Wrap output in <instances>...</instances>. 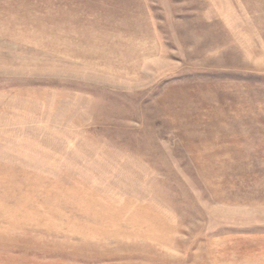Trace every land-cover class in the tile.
Returning <instances> with one entry per match:
<instances>
[{
    "label": "rangeland",
    "instance_id": "1",
    "mask_svg": "<svg viewBox=\"0 0 264 264\" xmlns=\"http://www.w3.org/2000/svg\"><path fill=\"white\" fill-rule=\"evenodd\" d=\"M0 264H264V0H0Z\"/></svg>",
    "mask_w": 264,
    "mask_h": 264
}]
</instances>
